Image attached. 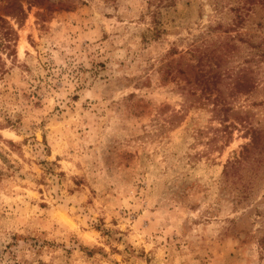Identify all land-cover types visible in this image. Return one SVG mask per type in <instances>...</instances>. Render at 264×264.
I'll return each mask as SVG.
<instances>
[{"label":"rangeland","instance_id":"1","mask_svg":"<svg viewBox=\"0 0 264 264\" xmlns=\"http://www.w3.org/2000/svg\"><path fill=\"white\" fill-rule=\"evenodd\" d=\"M243 1L0 0V264H264V6Z\"/></svg>","mask_w":264,"mask_h":264},{"label":"trees","instance_id":"2","mask_svg":"<svg viewBox=\"0 0 264 264\" xmlns=\"http://www.w3.org/2000/svg\"><path fill=\"white\" fill-rule=\"evenodd\" d=\"M253 4H260L264 6V0H244L242 4L239 3V5L237 6V10L241 11V13L238 16L241 17L242 13H244L245 11H249L250 7ZM6 8H7L6 12L8 15L15 16L17 18L22 17L25 14L23 5L15 6L12 4V5L6 6ZM7 25H8V22L0 16V28L4 29L5 33L13 32L14 30L12 31V28L10 26L7 27ZM209 66H210L209 69L206 71H204L203 69H200V71L202 72V76L200 80L203 81L202 84H203L205 91H210V90L212 91L213 88L210 87V84H213V85L218 84L217 80L218 79L221 80V76L219 72H217L216 67H214L212 64ZM213 103H214V108H213L214 111L217 113H221V111H223L222 102L218 100L217 98H215ZM224 127H225L224 131L227 132L228 129L233 126L228 125ZM247 151H248V148L245 147L244 152L240 153V155L236 156L232 161L228 162V164L226 165V169H225L226 176H232V175L240 176L239 173L242 169L243 163L246 161Z\"/></svg>","mask_w":264,"mask_h":264}]
</instances>
